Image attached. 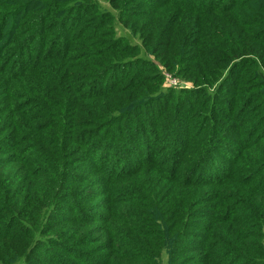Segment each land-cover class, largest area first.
Listing matches in <instances>:
<instances>
[{"label":"trees","instance_id":"16d2710c","mask_svg":"<svg viewBox=\"0 0 264 264\" xmlns=\"http://www.w3.org/2000/svg\"><path fill=\"white\" fill-rule=\"evenodd\" d=\"M152 56L255 71L227 118L153 117ZM263 88L264 0H0V264H264Z\"/></svg>","mask_w":264,"mask_h":264},{"label":"rangeland","instance_id":"374dc122","mask_svg":"<svg viewBox=\"0 0 264 264\" xmlns=\"http://www.w3.org/2000/svg\"><path fill=\"white\" fill-rule=\"evenodd\" d=\"M102 6L105 10L113 12L114 15L117 14L107 3L102 2ZM116 27L118 35L122 36L127 33V31L123 30L120 25H117ZM135 43L137 45L141 44L139 40H135ZM149 58L154 63L156 69L159 70L162 76H164V79L162 78L160 82L156 81L153 83L155 86L161 84L164 95L158 98L156 102L150 103L139 110L142 115H144L143 113H152L153 117L157 115L159 116V114L165 111L168 107L169 110L177 108L184 113H191V116L198 121L203 120L207 116L227 118L230 107L234 106V97L231 96V94H236L239 85L243 80H253L248 77L255 71L253 63H241L238 68L233 71L232 77L228 83L221 86L219 84L216 86V89L214 88L209 92L200 93L194 89L190 82L185 81L181 77L174 76L172 73L164 69L159 59L157 60L154 56ZM128 71L129 69L123 72L120 71L113 73V75L109 76L103 83H101L102 87L108 89L112 86H120L126 83L128 80ZM145 73L153 74L155 72L152 68H146ZM174 79L177 80L176 83H174ZM253 86L256 85L252 84V87ZM153 92L154 94L156 93V91ZM254 92L262 93L264 92V88ZM258 103L259 102L257 101L255 104ZM240 110L245 120L250 121L251 118L249 112H251V115L253 114V116H256V112L253 111V107L251 105L248 108L242 107ZM263 128L264 122L262 129Z\"/></svg>","mask_w":264,"mask_h":264},{"label":"built area","instance_id":"2783aa9c","mask_svg":"<svg viewBox=\"0 0 264 264\" xmlns=\"http://www.w3.org/2000/svg\"><path fill=\"white\" fill-rule=\"evenodd\" d=\"M177 82V80L176 79H174V83H176Z\"/></svg>","mask_w":264,"mask_h":264}]
</instances>
